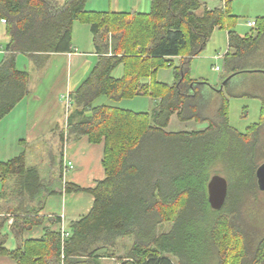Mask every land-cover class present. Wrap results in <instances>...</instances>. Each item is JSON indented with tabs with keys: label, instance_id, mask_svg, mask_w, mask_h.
I'll list each match as a JSON object with an SVG mask.
<instances>
[{
	"label": "trees",
	"instance_id": "16d2710c",
	"mask_svg": "<svg viewBox=\"0 0 264 264\" xmlns=\"http://www.w3.org/2000/svg\"><path fill=\"white\" fill-rule=\"evenodd\" d=\"M87 2L0 0V20L5 22L10 38L0 63V122L30 93V74L18 69V56L27 57L41 70L52 55L72 52L76 22L88 24L100 56L85 81L71 94L72 109L59 138L62 144L83 137L92 144L103 142L106 172L105 180L95 189H83L73 183L64 184L62 162L59 177L48 184L37 168L26 166L25 151L8 162L0 161L4 185L0 202L8 205L6 213L21 223V231L44 227L40 239L28 240L11 252L0 241V256L7 255L16 264H102L103 259L111 258L118 264H201L200 212L210 214L202 228L212 258L204 264H258L264 256V240L250 257L243 229L238 225L240 217L232 206V194L228 193L221 211H214L208 201L209 179L203 173L212 158L207 154L214 145L212 136L223 131L245 148L246 160L256 177L264 106L261 122L247 135L241 134L229 125V100L223 94L218 121L203 117L214 94L204 93V86L209 87L206 80L189 76L192 59L205 50L214 31L222 29L232 17L229 2L208 10L199 0H152L148 14L89 12ZM255 22L256 31L251 35L242 37L228 30L223 82L232 75L248 73L246 66L254 68L251 72H264V19ZM174 57H183L179 66H174ZM120 66L123 76L117 78L114 72ZM164 68H173V85L157 82V73ZM234 77L224 85L229 97L236 96L231 88ZM137 97L152 98L153 111L135 113L98 104L102 98L119 104ZM175 114L181 122L208 121L209 127L201 132L167 133L165 129ZM193 146H198L203 159L186 157L184 153L191 152L187 149ZM62 154L60 150V160ZM196 177L201 185L193 182ZM79 192L91 193L95 201L88 215L68 224L70 233L62 231L60 217L46 219L41 214L49 197ZM3 211L0 206V214ZM4 220L0 218V229ZM166 222L172 227L162 233ZM47 223L58 228L46 227ZM123 238H131L132 243L125 248V256H119ZM226 240H239L243 255L235 256L233 251L239 249L238 245H234L236 249L226 248Z\"/></svg>",
	"mask_w": 264,
	"mask_h": 264
},
{
	"label": "crops",
	"instance_id": "0c3cea01",
	"mask_svg": "<svg viewBox=\"0 0 264 264\" xmlns=\"http://www.w3.org/2000/svg\"><path fill=\"white\" fill-rule=\"evenodd\" d=\"M200 3L206 6L201 1ZM226 4L227 0H223L222 6ZM151 6L152 0H88L86 9L89 12L148 14L151 11ZM208 10L214 9L208 8ZM9 42L6 24L0 20V55L2 60ZM72 43L73 50L71 53L52 55L43 69L38 70L35 67L34 74L29 73V95L0 122V161L8 162L25 151L26 166L37 168L41 179H48V184L51 183L52 178L57 179L59 177V167L60 162H62L64 184L68 182L83 189H95L98 183L106 178L103 165L105 158L104 143L92 144L88 137H83L77 141L62 144L59 138V132L62 126L67 123L68 115L72 109L71 94L85 81L100 56L91 27L88 24L80 22L74 24ZM21 56L19 55L17 58V65ZM220 57L217 56L216 59ZM182 58L174 57L173 61L179 60L180 62ZM157 82L162 83L158 80ZM67 98L71 100L69 108L67 107ZM149 99L153 100L152 98ZM64 101H66V109L63 106ZM108 103V105L121 108L120 103L115 104L110 101ZM21 147L23 151L20 150ZM59 149L63 153L61 160L57 156ZM44 163L45 165L46 163L49 164L50 172L44 173L42 171ZM69 166H72V169ZM3 189L4 185L0 180V194ZM94 201V196L89 192L64 193L61 196L49 197L41 214L46 219L53 215L60 217L63 221L62 231L70 233L68 224L88 215L93 208ZM0 206L4 210L3 214H0V218L5 219L2 221V228L0 229V241H3L5 249L10 252L14 251L24 242L38 240L43 236L44 227L21 231V223H16L15 216L6 213L8 205L5 204V201L0 202ZM46 227H52V225L47 223ZM57 228L56 225L52 227L54 230ZM101 263L118 264L116 259L112 258L103 259ZM0 264L16 263L12 258L4 255L0 256Z\"/></svg>",
	"mask_w": 264,
	"mask_h": 264
},
{
	"label": "rangeland",
	"instance_id": "374dc122",
	"mask_svg": "<svg viewBox=\"0 0 264 264\" xmlns=\"http://www.w3.org/2000/svg\"><path fill=\"white\" fill-rule=\"evenodd\" d=\"M200 1L206 4L209 9H216L223 5V0ZM227 2H229V9L232 17L226 20L222 29L217 28L214 31L205 50L199 56L192 59L189 76L194 80H206L209 83V87L204 86V93L211 96L214 94L207 114L203 117L217 120V111L222 102V97L224 96L229 100V125L239 133L247 135L249 130L251 131L252 128L254 129L255 125H258L262 119V110L264 106L262 101L264 100V72H251L254 68L246 66L245 68L250 71L234 77L231 82V88L235 91L234 94L236 96L229 97L222 87V78L225 75L223 57L228 50V30H234L241 36L255 33L256 29L250 27L248 24L253 21H262L264 19V0H227ZM217 56L221 57L216 59ZM1 60L2 56L0 55V61ZM31 63L32 62H30L27 57L22 55L18 60V68L33 75L35 72V65ZM179 64V60H175L174 66H179ZM114 76L117 78L123 76L121 66L116 69ZM156 80L173 85L175 82L173 68L161 69L156 76ZM217 89L222 90V93L216 92L215 90ZM222 94L223 96L221 97ZM108 102L107 99L102 98L98 104L108 105ZM206 104L207 103L203 104L204 107ZM63 106L64 108L66 107V101H64ZM119 106L122 109L134 112L151 113L154 109V101L149 98L142 99L141 97L139 99L124 100ZM208 127V121L181 122L178 120L177 114H175L165 131L167 133H193L204 131ZM212 139L214 145L207 153L209 157H212L210 160L211 162L206 164L204 168L206 172L203 174L207 176L209 181L215 175L221 176L227 180L229 184V194L231 193L233 197L232 206H235V211L238 217H240L238 225L243 229V236L245 237L244 242L248 245V251L251 257L258 248L259 243L264 240V192L258 187L255 171L253 174L252 169L250 170L249 162L246 160L247 156H245V148L234 137L224 134L223 131L215 132ZM259 141L256 154V164L258 165H256V167L258 168L264 163V126L260 131ZM189 149L191 152H185L184 154L186 157H189L190 160L194 159L196 161L197 159H203V153L201 150L198 151V146H193V148L190 147L187 150ZM20 150L23 151V148L21 147ZM59 151L60 149L58 152ZM169 152H172V150L170 149L168 153ZM207 161L209 160H205V163ZM49 167L48 163H46V165L44 163L42 171H44V173L50 172ZM253 170L255 169L253 168ZM193 182H195L196 186L202 183L198 182L197 177ZM209 218L210 214H203L200 212L198 214V258L201 264H204L205 260L212 258V256L209 257L212 249L207 241L208 236L202 228ZM171 227L172 223L166 222L161 227V232H168ZM131 240V238H123L120 240V249H118L117 253L119 256H125V248L127 249V247L131 245ZM228 241L229 240L225 241V247L228 246L229 248L236 249L234 245H238L239 249L233 251V254L235 256L243 255L242 243H240L239 240H237L236 243L235 240L232 243ZM236 264H239V262ZM258 264H264V256Z\"/></svg>",
	"mask_w": 264,
	"mask_h": 264
},
{
	"label": "water",
	"instance_id": "95a60500",
	"mask_svg": "<svg viewBox=\"0 0 264 264\" xmlns=\"http://www.w3.org/2000/svg\"><path fill=\"white\" fill-rule=\"evenodd\" d=\"M233 77V75L228 77L223 82V86ZM256 177L259 189L264 192V164L258 168ZM207 191L211 208L214 211H221L226 204L229 193V184L227 180L218 175L213 176L207 185Z\"/></svg>",
	"mask_w": 264,
	"mask_h": 264
},
{
	"label": "built area",
	"instance_id": "2783aa9c",
	"mask_svg": "<svg viewBox=\"0 0 264 264\" xmlns=\"http://www.w3.org/2000/svg\"><path fill=\"white\" fill-rule=\"evenodd\" d=\"M250 27H252V28H255L256 27V22L255 21H253V22H250L249 24H248ZM70 103H71V100L69 99V98H67V107L69 108L70 107ZM69 168L70 169H72V166H69ZM64 236H68V233H65L64 234Z\"/></svg>",
	"mask_w": 264,
	"mask_h": 264
},
{
	"label": "flooded vegetation",
	"instance_id": "af4514ba",
	"mask_svg": "<svg viewBox=\"0 0 264 264\" xmlns=\"http://www.w3.org/2000/svg\"><path fill=\"white\" fill-rule=\"evenodd\" d=\"M224 88H225V86H223V90H224ZM263 164H264V163H263ZM263 164H262V165H263ZM260 166H261V165H260Z\"/></svg>",
	"mask_w": 264,
	"mask_h": 264
},
{
	"label": "bare ground",
	"instance_id": "6f19581e",
	"mask_svg": "<svg viewBox=\"0 0 264 264\" xmlns=\"http://www.w3.org/2000/svg\"><path fill=\"white\" fill-rule=\"evenodd\" d=\"M66 135V134H65Z\"/></svg>",
	"mask_w": 264,
	"mask_h": 264
}]
</instances>
